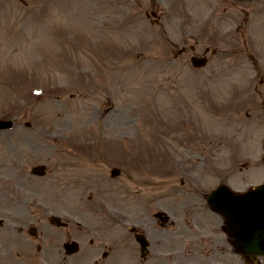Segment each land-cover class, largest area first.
I'll use <instances>...</instances> for the list:
<instances>
[{"label": "rangeland", "instance_id": "374dc122", "mask_svg": "<svg viewBox=\"0 0 264 264\" xmlns=\"http://www.w3.org/2000/svg\"><path fill=\"white\" fill-rule=\"evenodd\" d=\"M158 1L163 0H0V118L14 121L11 129L0 131L2 191L24 198L36 190L73 205L71 195L61 197L66 187L61 176L30 174L36 163L47 162L51 170L62 168L68 149L79 154L82 165L100 160L97 169L79 165L86 177L109 178L114 165L142 175L141 165L149 160L152 173L164 168L166 193L188 191L189 182L181 184L183 174L169 164L179 158L178 144L183 140L205 143L212 126L216 136L229 129L225 138H239L247 149L245 140L258 121L224 117L225 104L242 88L238 94L235 79L226 81L222 56L197 71L189 63V50L172 58L181 42L174 34L180 32L173 19L206 35L202 22L212 0H165L168 7ZM152 8L160 15L164 9L165 30L145 15ZM205 41H199L200 48ZM254 44L264 48L261 36ZM235 58L230 56V62L236 63ZM184 119L188 121L183 125ZM235 126H242L244 133L230 136ZM257 132L264 141V124ZM165 145H170L169 151L162 150ZM202 171L198 192L219 181ZM16 176L22 177L20 188L12 185ZM121 176L119 180H124ZM257 178L261 173L239 184L247 186ZM145 179L150 184L156 176ZM84 216L93 223V215ZM36 217L44 221L41 215Z\"/></svg>", "mask_w": 264, "mask_h": 264}, {"label": "flooded vegetation", "instance_id": "af4514ba", "mask_svg": "<svg viewBox=\"0 0 264 264\" xmlns=\"http://www.w3.org/2000/svg\"><path fill=\"white\" fill-rule=\"evenodd\" d=\"M208 13L203 22L206 36L191 28L197 37L189 48L197 54L198 38H206L204 52L197 55L208 50L212 58L221 55L226 81L234 78L233 88H242L240 95L230 97L225 117L264 119V48L254 44V39L264 37V0H212ZM174 23L182 25L177 19ZM239 44L243 47H237ZM184 48L182 45L181 49ZM232 55H236V63L230 62ZM241 131L244 133L242 126H237L232 137ZM210 135L206 144L181 145L182 159L177 162L183 174L181 184L188 181L192 188L193 183H198L201 177L195 174L199 167L205 168L211 177L220 176L223 183L235 178L240 181L245 168L258 171L259 152L241 151L235 146L221 151L213 143V133ZM185 166L192 167L186 170ZM146 173L147 178L156 176V179L149 185V179L141 177L136 181L135 192L112 203L110 209L101 197L97 201L92 195L87 201L81 197L73 205L64 203L62 209L67 220L60 229L49 224H1L0 261L6 259L4 264H264L262 259H247L235 251L224 217L210 209L205 192L166 193L164 168L160 167L153 176H149V170ZM133 177L132 173L127 174L131 182ZM17 186L20 188L19 182ZM28 202L29 198H23L20 193L15 196L0 193V214L36 215L53 209V201L47 197L34 199L32 206ZM86 209H92L105 226L83 224ZM104 211L108 216L102 218Z\"/></svg>", "mask_w": 264, "mask_h": 264}, {"label": "water", "instance_id": "95a60500", "mask_svg": "<svg viewBox=\"0 0 264 264\" xmlns=\"http://www.w3.org/2000/svg\"><path fill=\"white\" fill-rule=\"evenodd\" d=\"M11 126V122H0V127H3V128H8V127H10ZM259 189H257V190H254V191H252V193H254V192H256V191H258ZM262 191H264V187H263V189H261ZM241 199H248V198H250L249 197V195L248 194H246L245 193V195H242V196H239ZM262 201H264V199L262 200ZM246 208L247 209H249V208H253V206H246ZM262 208H264V205H262ZM248 214V213H247ZM262 217L264 218V214H262ZM261 230H262V232L264 233V220H263V222H262V226H261ZM245 233H246V235H248L249 233L247 232V231H245ZM251 233H252V231H251ZM247 238V237H246ZM260 247H262V245L260 246ZM239 249L240 250H244L245 252H247L246 250L247 249H245V248H242L241 246H239ZM262 251H260L261 253H264V246L262 247V249H261Z\"/></svg>", "mask_w": 264, "mask_h": 264}]
</instances>
